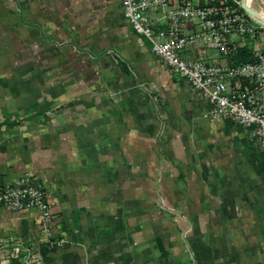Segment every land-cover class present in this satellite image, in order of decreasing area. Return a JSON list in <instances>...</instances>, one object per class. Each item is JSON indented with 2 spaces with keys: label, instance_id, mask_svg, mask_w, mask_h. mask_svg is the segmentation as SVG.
<instances>
[{
  "label": "crops",
  "instance_id": "obj_1",
  "mask_svg": "<svg viewBox=\"0 0 264 264\" xmlns=\"http://www.w3.org/2000/svg\"><path fill=\"white\" fill-rule=\"evenodd\" d=\"M7 48L29 49L49 76L73 71L61 153L44 164L31 153L15 174L59 188L56 229L103 231L110 264H264V154L246 129L205 117L120 0H0V56ZM48 105L31 112L46 121ZM38 214L0 208V234L37 238Z\"/></svg>",
  "mask_w": 264,
  "mask_h": 264
},
{
  "label": "built area",
  "instance_id": "obj_2",
  "mask_svg": "<svg viewBox=\"0 0 264 264\" xmlns=\"http://www.w3.org/2000/svg\"><path fill=\"white\" fill-rule=\"evenodd\" d=\"M120 6L151 53L205 101V117L226 118L246 129L264 154V27L249 18L241 2L120 0ZM192 51L196 55L190 56ZM241 53L249 60H235ZM0 208L46 212L43 186L29 175L0 186Z\"/></svg>",
  "mask_w": 264,
  "mask_h": 264
},
{
  "label": "rangeland",
  "instance_id": "obj_3",
  "mask_svg": "<svg viewBox=\"0 0 264 264\" xmlns=\"http://www.w3.org/2000/svg\"><path fill=\"white\" fill-rule=\"evenodd\" d=\"M256 4L264 11V0H256ZM30 57L29 49L19 56L12 48L11 51L6 49L4 57L0 56V186L14 185L19 180L18 174L17 178L15 176L16 167L23 161L28 162L29 155L37 152L40 163L44 164L47 150L61 153V142L66 137L62 127L67 119L63 111L69 108L67 97L77 94L65 85L70 81L65 80L71 79L73 71H58L49 76L51 72L47 74L46 69H39L31 63ZM52 81L55 84H50ZM47 103L48 113L52 115L48 120L45 121L39 111L37 114L31 112V109L38 107L39 110ZM5 114L8 122L3 119ZM21 172L20 175H29L24 170ZM8 175H13V180L4 181ZM41 181L47 211L39 212L37 216L38 237L29 235L19 238L1 233L0 264H110L105 261V257L109 258L107 252L110 246L104 240L103 231L102 239L92 234L72 239L75 230L71 233L58 230L66 214L59 204L57 208L52 202L55 199L61 202V192L51 184L47 186L44 179ZM95 255L98 258L93 260Z\"/></svg>",
  "mask_w": 264,
  "mask_h": 264
},
{
  "label": "bare ground",
  "instance_id": "obj_4",
  "mask_svg": "<svg viewBox=\"0 0 264 264\" xmlns=\"http://www.w3.org/2000/svg\"><path fill=\"white\" fill-rule=\"evenodd\" d=\"M247 8L254 11L257 15V18L261 21H264V11H262L261 8H259L256 4V0H244L243 2Z\"/></svg>",
  "mask_w": 264,
  "mask_h": 264
},
{
  "label": "water",
  "instance_id": "obj_5",
  "mask_svg": "<svg viewBox=\"0 0 264 264\" xmlns=\"http://www.w3.org/2000/svg\"><path fill=\"white\" fill-rule=\"evenodd\" d=\"M243 2H244V0H241L242 9L249 16V18L252 19L255 23L264 27V21H261L260 19H258L256 13L254 11H252L251 9L247 8Z\"/></svg>",
  "mask_w": 264,
  "mask_h": 264
},
{
  "label": "trees",
  "instance_id": "obj_6",
  "mask_svg": "<svg viewBox=\"0 0 264 264\" xmlns=\"http://www.w3.org/2000/svg\"><path fill=\"white\" fill-rule=\"evenodd\" d=\"M243 53H246V52H243ZM247 54V53H246ZM242 55V53L241 54H239L237 57H236V59L235 60H240V59H242L243 61H247V60H249V58L246 56V55H243V56H241Z\"/></svg>",
  "mask_w": 264,
  "mask_h": 264
}]
</instances>
